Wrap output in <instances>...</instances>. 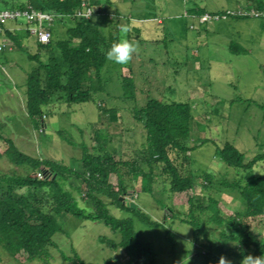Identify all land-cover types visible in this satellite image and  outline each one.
<instances>
[{"label":"rangeland","instance_id":"obj_1","mask_svg":"<svg viewBox=\"0 0 264 264\" xmlns=\"http://www.w3.org/2000/svg\"><path fill=\"white\" fill-rule=\"evenodd\" d=\"M110 1L111 3H108V0H87V3H83L86 11L79 13L89 17L98 12L97 20L103 21L101 30L107 31L108 35L110 31L112 33L113 40L109 42L110 46L121 38L120 25L127 24L125 18L118 19L115 16L117 8L126 13L130 11V15L134 17L144 14L157 18L143 19L146 20L147 27L140 25L137 18L136 20L134 17L130 18L131 28L134 29L126 34V38L137 43L138 50L126 65L107 61L104 78L106 91L95 94L96 103L87 102L64 107L62 103L56 102L52 105L55 110L52 115L49 114L43 119L30 118L27 113L25 90L27 74L34 62L28 55H35L39 51L38 43L47 44L50 39L45 43L39 41V36L33 32L35 23L31 22L30 27H25L30 29L32 36L29 39V49L23 44L18 47L15 42V51L9 55V57L12 55L11 60H5L6 54H2L6 47L0 50V153L5 152L10 146L7 141H11L15 149L26 156L53 159L81 170V161L78 160L81 158V148L70 144L67 138L74 139L78 144L84 141L91 145L93 127L99 129L101 133L106 134V130L111 129L113 135L116 134L114 137L112 135L109 150L116 147L119 149L121 145L122 150L126 151L128 144L135 142L132 134L128 131L121 138L120 133L116 131L118 127L114 125L124 123L128 126L125 122L130 123L133 120L131 108L134 105L128 97L122 96L120 80L123 77H130L134 79L137 106H142L148 98L192 104L194 113L189 145L192 146L191 168L195 175L208 171L218 180L221 178L232 180L237 174L263 173L264 8H256L254 0ZM88 3L96 5L89 6ZM196 4L208 10H219L221 7L222 12L213 13L212 16L220 15L226 20L210 23L209 16L205 21L200 20L199 16L208 13L195 15L188 12ZM0 9H5L2 4ZM32 11L36 10L30 9V12ZM107 13L108 24L105 25L103 16L108 15ZM49 14L50 19L46 20L50 22L46 26L49 35L52 36L51 29L55 25L57 37H65L71 18H66L68 24H65L56 22L59 17L55 13ZM9 21L5 25L13 24L11 20ZM20 21H23L24 25L27 24L25 19ZM25 28L20 29L26 32ZM230 42L246 48L247 52L232 53ZM6 45L9 47V44ZM26 48L28 52L24 50ZM193 48H197L199 52V63L206 62L210 67L203 64L199 69L201 71L194 73L191 60ZM97 106L115 109L118 120L112 118L111 121L110 117L115 116V113H100ZM139 130L142 134V127L138 128ZM59 131L63 135H59ZM140 134L138 144L141 142ZM226 142L232 143L243 152L246 161L257 155L263 157L251 171H241L228 166L218 154V149ZM22 169L3 154L0 159V175L20 174L23 173ZM36 176L42 178L43 173L38 171ZM195 180L194 193L200 197H207L210 190L208 186L203 187L204 179L198 177ZM69 181L74 185L79 184L78 179L70 178ZM137 185H140V179ZM65 187V190H70L76 197L79 206L87 210L91 208L84 203L83 195L80 194L81 188L78 192L69 183ZM24 190L26 189H18L19 192ZM231 195L222 193L226 204L221 211L222 216H226L233 209L241 210L240 212L243 210L240 200L232 199L234 195ZM121 199L129 203L136 201L135 209L145 211L151 219L161 224L148 226L134 218L136 233L140 239L154 246L158 264H171L175 260L177 264H183L193 256L191 226L179 220L182 216L176 218L169 211V208L179 213L187 211L188 207L183 202L185 195H181L180 198L168 191L150 194L137 190L135 194L129 192ZM160 199L164 206L157 201ZM110 212L119 218L127 216L120 210L111 209ZM57 219L62 231H57L53 236L55 247L50 248L51 257L47 263L39 259L20 260V263L5 250L0 249V264H76L69 260V257H73V251L85 264H104V260L109 257L125 263L127 257L123 249H110L99 242L100 236L116 238L103 222L80 219L71 214L58 215ZM246 220L254 232L261 238L264 237V217H249ZM207 227L215 231L213 223Z\"/></svg>","mask_w":264,"mask_h":264},{"label":"trees","instance_id":"obj_2","mask_svg":"<svg viewBox=\"0 0 264 264\" xmlns=\"http://www.w3.org/2000/svg\"><path fill=\"white\" fill-rule=\"evenodd\" d=\"M84 2L87 3V0H0L5 9L28 8L29 11L55 13L59 17L56 22L68 24L65 19L71 18L65 37L58 38V31L53 25L50 41L47 44L38 43L39 51L35 55H28L34 62L27 74L25 90L30 118L43 119L52 115L55 112L52 105L56 102L64 107L96 103L95 94L106 91V52L110 48L109 42L113 40L112 33L110 31V35L105 37V31L101 30L103 21L97 20L98 12L89 17L78 15V12L86 11ZM254 2L256 8H264V0ZM108 3L111 1L108 0ZM221 10H208L196 4L188 12L195 15L204 12L220 14ZM107 14L103 17L108 23ZM115 16L125 18L127 24L131 23L129 17ZM61 18L64 20L60 21ZM220 20L226 19L217 21ZM25 27L29 25L25 24ZM25 30L26 35L30 34V29ZM20 33L11 35L18 47H21L18 40L22 37ZM230 51L244 54L247 49L232 42ZM120 80L122 96L128 97L134 105L131 108L133 120L125 122L128 126L124 123L114 125L118 127L116 131L121 138L128 131L132 134L135 142L128 144L126 151L122 150L121 145L119 149L109 150L114 133L111 129L106 130V134L101 133L93 127L91 145L84 141L78 144L74 139L67 138L70 144L81 148V158L78 160L82 169L77 170L53 159L26 156L6 140L10 146L3 154L22 167L23 173L0 175V249L17 262L39 259L47 263L51 257L50 248L55 247L53 236L57 231H62L57 216L71 214L108 226L116 238L100 236L99 242L110 249H123L127 257L124 264H158L154 246L140 239L136 233L134 218L148 226L158 222L145 211L132 208L129 202L121 199L129 192L135 194L140 190L150 194L168 191L180 198L185 195L183 202L188 207L187 211L179 213L169 208L173 216H182L179 220L192 228L193 256L183 264H217L221 255L230 258L232 264H241L244 255H264V237L254 232L246 220L249 217H264V172L237 174L232 180H218L208 171L195 175L191 168L192 146L189 145L194 113L192 104L148 98L142 106H137L134 79L123 77ZM98 111L103 114L115 113L110 120H118L115 109L98 107ZM141 127L142 134L138 131ZM58 134L63 135L61 131ZM139 134L141 142L138 144ZM3 154L0 153V159ZM218 154L225 164L241 171H251L263 157L257 155L246 161L245 154L229 142L218 149ZM38 171L43 173L42 178L36 176ZM198 177L204 179L203 187L208 186L210 190L207 197L194 193L195 179ZM70 178L78 179L79 184L74 185ZM68 183L78 192L81 188L80 194L84 203L91 207L90 211L79 206L73 193L65 190ZM21 188L26 190L19 192ZM224 192L234 195H231L232 199L240 200L242 212L233 209L222 216ZM157 201L165 205L161 199ZM111 209L120 210L127 216L116 217L111 214ZM211 223L215 225V231L207 227ZM73 252L69 260L85 264ZM177 263L176 260L171 262ZM104 264L123 263L109 257Z\"/></svg>","mask_w":264,"mask_h":264},{"label":"clouds","instance_id":"obj_3","mask_svg":"<svg viewBox=\"0 0 264 264\" xmlns=\"http://www.w3.org/2000/svg\"><path fill=\"white\" fill-rule=\"evenodd\" d=\"M119 30L121 33V38L110 46V48L106 52V58L110 61H113L114 63L126 65L132 60L133 55L137 52L138 44L126 38V34L132 30L130 24H121ZM104 35L107 38V31H105ZM217 264H232V260L224 255H221ZM241 264H264V255H244L243 259L241 260Z\"/></svg>","mask_w":264,"mask_h":264},{"label":"crops","instance_id":"obj_4","mask_svg":"<svg viewBox=\"0 0 264 264\" xmlns=\"http://www.w3.org/2000/svg\"><path fill=\"white\" fill-rule=\"evenodd\" d=\"M115 2H117V0ZM225 8H229V7H225ZM117 9H118L117 10V14L124 15L126 17H129V19L130 18L133 19L134 16L133 15H130V11L126 13V12L120 11L119 8H117ZM220 9H221V7H220ZM147 17H148V19L157 18L156 16L144 15V14H139L138 16H136L134 18H135V20L137 18L138 19V22L140 23V25H143V27H144L146 20H143V19H145ZM11 21H12L13 24L10 25V24L7 23L8 25L7 24L5 25V27L3 29V34L0 36V42H3L4 44H9V47L6 45V49L2 52V54H6L5 55V58H4L5 60H11L12 55L10 57H9V55H10L11 52L15 51L14 50L15 49V47H14L15 41L12 40L11 35L16 36L17 35V32L21 31L20 35L22 37H21V39H18V40L21 41V46H22V44H23V46L26 45V46H28V49L30 48L29 39L32 37L31 34L26 35L24 32H22V29H20V28H24L23 21H13V20H11ZM159 21H160V19H159ZM104 24L106 25L108 23L105 22ZM147 26L148 25H146L145 27H147ZM133 27H135V26L133 25ZM16 44H17V42H16ZM230 44H231V42H230ZM18 45L19 44H17V46ZM28 49L26 48L24 50H26V52H28ZM198 53L199 52H198L197 48H195V49L193 48L192 55H191L193 57V59H191V60H192V64H193V71H194V73H197L198 71L200 72L201 70H199V69L202 68L203 64H206L207 66L210 67V65L208 63H206V62L203 63V64L199 63V60H198L199 55H198ZM198 97H201V96H198Z\"/></svg>","mask_w":264,"mask_h":264},{"label":"built area","instance_id":"obj_5","mask_svg":"<svg viewBox=\"0 0 264 264\" xmlns=\"http://www.w3.org/2000/svg\"><path fill=\"white\" fill-rule=\"evenodd\" d=\"M91 12V10H88ZM80 12H78V15ZM209 16V22H215L219 20L220 18H224L223 16L220 15H214L212 14H203L199 17V19H203V21L206 20V18ZM20 19H25L26 23L30 27V23L34 22L37 23V27L34 29V33L39 36V41L45 43L47 40H49V33L48 30L46 29L47 24L50 22H47L46 20L50 19V14L47 12H42L39 10L32 11L30 12L29 10L27 11H18L16 9H4L0 10V35L3 33L4 25L7 21L9 20H20ZM3 26V28H2ZM5 44L3 42H0V50L5 49ZM4 51V50H3Z\"/></svg>","mask_w":264,"mask_h":264},{"label":"bare ground","instance_id":"obj_6","mask_svg":"<svg viewBox=\"0 0 264 264\" xmlns=\"http://www.w3.org/2000/svg\"><path fill=\"white\" fill-rule=\"evenodd\" d=\"M0 10H4V9H0ZM16 10H18L19 12L22 10V9H16ZM34 23V22H33ZM52 24V23H51ZM54 24V23H53ZM35 27H34V29L38 26L37 25V23H35V25H34ZM2 28H3V26H2ZM34 29H33V32H34ZM49 39H50V35H49Z\"/></svg>","mask_w":264,"mask_h":264},{"label":"water","instance_id":"obj_7","mask_svg":"<svg viewBox=\"0 0 264 264\" xmlns=\"http://www.w3.org/2000/svg\"><path fill=\"white\" fill-rule=\"evenodd\" d=\"M134 205H135V202H134V201H131V202H130V206H131L132 208H134Z\"/></svg>","mask_w":264,"mask_h":264}]
</instances>
